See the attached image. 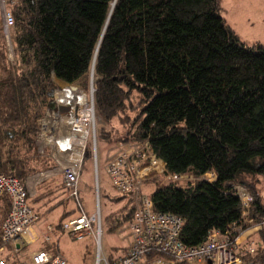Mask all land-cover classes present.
I'll list each match as a JSON object with an SVG mask.
<instances>
[{
  "label": "trees",
  "instance_id": "16d2710c",
  "mask_svg": "<svg viewBox=\"0 0 264 264\" xmlns=\"http://www.w3.org/2000/svg\"><path fill=\"white\" fill-rule=\"evenodd\" d=\"M6 2L13 23L8 37L1 29L0 173L25 181L53 166L38 154L36 141L38 119L58 87L52 73L86 89L91 78L101 137L119 119L128 129L118 138L149 141L172 173H216L213 182L168 181L150 193L156 209L184 219L185 245L203 243L239 220L238 185L254 197L252 217L264 219V43L240 37L223 15L222 0ZM110 197L127 200L102 219L114 232L135 207L130 195ZM0 208L9 211L7 195ZM261 237L254 252H239L244 262L264 264ZM158 256L164 257L149 255Z\"/></svg>",
  "mask_w": 264,
  "mask_h": 264
},
{
  "label": "built area",
  "instance_id": "2783aa9c",
  "mask_svg": "<svg viewBox=\"0 0 264 264\" xmlns=\"http://www.w3.org/2000/svg\"><path fill=\"white\" fill-rule=\"evenodd\" d=\"M12 23V14L6 9L3 13V27L7 37ZM94 95L93 81L88 89L57 87L52 95L53 105L38 119L40 130L36 140L38 154L49 156L53 166L27 177L25 181L0 173V198L7 195L10 200V208L1 228L0 264H11L3 256L9 247L19 250L17 243L19 246L30 244L38 238L33 227L40 220V215L29 203L30 179H35L37 183L46 178L61 176L63 186L79 209L78 215L62 222L63 230L72 240L93 236L96 242L100 241L101 214L99 211L89 212L85 209L79 190L84 158L91 141L93 147L90 151L97 158ZM106 173L118 194L132 196L135 207L134 215L127 222L125 230L129 232L125 235L129 237L126 254L114 262L104 256L106 264H260L244 262L239 253L256 250L257 241L252 236L264 225V219H256L251 215L254 197L246 187L238 185L233 189L242 202L239 220L233 222L224 233L212 231L203 243L185 245L181 240L184 219L178 214L156 209L150 193L142 186L159 173L169 174L173 182H183L187 173H172L166 162L157 156L149 141L133 138L117 143L115 151L106 160ZM216 176L214 171H208L195 176V182L190 184L195 185L199 179L213 182ZM52 230L53 226L47 227L44 233L46 241L50 240ZM152 253L163 254L164 257L150 258ZM27 264L68 263L60 253L39 249L33 252Z\"/></svg>",
  "mask_w": 264,
  "mask_h": 264
},
{
  "label": "rangeland",
  "instance_id": "374dc122",
  "mask_svg": "<svg viewBox=\"0 0 264 264\" xmlns=\"http://www.w3.org/2000/svg\"><path fill=\"white\" fill-rule=\"evenodd\" d=\"M6 1L7 0H0V48L2 47V43H3V39L1 37L2 36L1 29L3 25V13L7 9ZM222 6H223V15L228 20V22L236 29L240 37L245 42L249 44H252L254 42L264 43V0H222ZM8 41L9 43H7V45L8 44L10 45V46L8 45L9 61L13 62L14 57L12 54V47L10 40ZM91 83L92 80L90 78L89 88L91 86ZM74 86H76L77 88H81L77 85ZM134 96L136 97L134 98L136 102L139 97V94L135 93ZM54 103L57 104L56 102ZM134 114L135 113L133 112L131 113L132 116ZM102 124H104V122L97 114L96 115L97 158L92 153L90 157L88 156V159L85 162L81 175V182H80V188H81L80 198L87 211L89 212L99 211L101 214V218L103 219L106 214L111 213L112 211L119 210L125 204V202H127V200L124 199V197L118 200H115L110 197V196H120V195L116 193V190L108 174L106 173V160L108 156L115 151V147L117 143L119 141L126 139V138H118V137L120 135H123L125 131H127L128 126H123V123H120L119 119H114L109 127L110 129L109 132H104L103 135L105 136L101 137L100 128ZM90 146L91 148L93 147L92 141L90 142ZM45 157L50 158L49 156H45ZM187 174H185V177L183 178V182H178V183L182 185H186L195 182V176L194 175L192 176L191 175L192 173H187ZM54 177L61 178V176H54ZM172 180L174 179L170 178L169 174L159 173L158 175L151 177L149 180L144 182L142 187L147 193H151L154 188L160 186L161 184L164 185L168 181H172ZM59 182H62V178L61 180H59ZM58 187L59 189H62L61 186ZM53 188H56V191H54L53 189H47L44 194L37 195L35 197V200L40 201L43 198H47V197L49 198L48 200L53 199L52 195L54 194V192H57V183H55ZM262 194L264 195V186L262 187ZM66 203L67 204H65L64 206L66 208L68 207L70 208L73 206L74 201L70 199ZM45 204H48V202H45ZM133 205H134V201H133ZM0 213L2 215L6 214V213H2L1 208H0ZM0 218L3 219L1 215ZM126 226H127V222H125L121 226L120 230L124 232L123 235H128L129 233L128 231H125ZM101 229L102 232L99 242H96V237L93 236H87L81 240L68 239L69 245L71 246L70 255L72 254L73 264H98V261H100L99 264H106L104 260V256L107 254L106 251L108 247L114 244H120L122 242L121 240L122 233L119 230L116 232L108 231L103 223L101 224ZM99 254H100V258H99ZM16 258H18L17 255Z\"/></svg>",
  "mask_w": 264,
  "mask_h": 264
},
{
  "label": "crops",
  "instance_id": "0c3cea01",
  "mask_svg": "<svg viewBox=\"0 0 264 264\" xmlns=\"http://www.w3.org/2000/svg\"><path fill=\"white\" fill-rule=\"evenodd\" d=\"M59 180H61L60 177L59 178L53 177V178H46L37 183H35V181L28 182V187L30 191L29 203L32 205L35 211L40 215V220L33 227V230L38 235V238L30 244H21L19 246V244L17 243L16 247L17 248L19 247V250H15V247L12 246L9 247L3 253V256L8 258L9 260H11L12 262L15 261L14 264L30 263L33 252L39 249H46L53 253L56 252L60 253L67 259L68 264H73L72 254L70 255L71 246L69 245L68 242V239L69 240L72 239L69 238L67 233L63 230V228L59 224L61 223L62 220L67 219L68 217H73L78 215L79 209L77 207L75 200L69 197V193L67 189H65L63 183L59 182ZM55 183H57V192H54V194L52 195L53 199L48 200L49 198L47 197V198H43L40 201L35 200V197L37 195L44 194L47 189H53L54 191H56V188H53ZM58 186H61L62 189H59ZM263 186L264 185H262V187ZM262 187H261V195L264 199V195L262 194ZM79 190H81L80 186H79ZM70 199L74 201V204L72 207L66 208L64 205L67 204L66 202H68ZM45 202H48V204H45ZM50 225L53 226V230L50 233L51 234L50 240L46 241L44 238V233L47 231V227ZM120 229L121 227H119L114 232L119 230L122 233L121 234L122 242L120 244H114L108 247L106 251L107 254L105 255L107 259L109 255H112V257L115 258L116 260L127 251L129 239L125 237V235H123L124 232ZM261 230L255 232L252 236V238L255 239L256 241H259L262 238L261 235H264V225ZM16 255L18 256V258H16ZM196 264H203V263H196Z\"/></svg>",
  "mask_w": 264,
  "mask_h": 264
},
{
  "label": "water",
  "instance_id": "95a60500",
  "mask_svg": "<svg viewBox=\"0 0 264 264\" xmlns=\"http://www.w3.org/2000/svg\"><path fill=\"white\" fill-rule=\"evenodd\" d=\"M52 78H53L54 82L57 84V86L60 88L71 86L75 90L77 89V87L72 85L71 83H69V82H67L61 78H58L55 72L52 73ZM53 93H54V91L51 93V95H53ZM52 101H54V99H52ZM209 263H211V261H209Z\"/></svg>",
  "mask_w": 264,
  "mask_h": 264
},
{
  "label": "bare ground",
  "instance_id": "6f19581e",
  "mask_svg": "<svg viewBox=\"0 0 264 264\" xmlns=\"http://www.w3.org/2000/svg\"><path fill=\"white\" fill-rule=\"evenodd\" d=\"M56 93V98H57V91L55 92ZM35 179H30V181H34Z\"/></svg>",
  "mask_w": 264,
  "mask_h": 264
}]
</instances>
